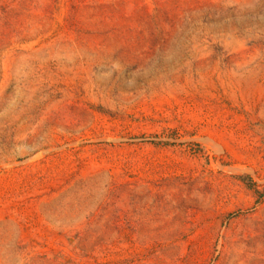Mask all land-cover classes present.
<instances>
[{
  "label": "rangeland",
  "instance_id": "rangeland-1",
  "mask_svg": "<svg viewBox=\"0 0 264 264\" xmlns=\"http://www.w3.org/2000/svg\"><path fill=\"white\" fill-rule=\"evenodd\" d=\"M0 264H264V0H0Z\"/></svg>",
  "mask_w": 264,
  "mask_h": 264
}]
</instances>
